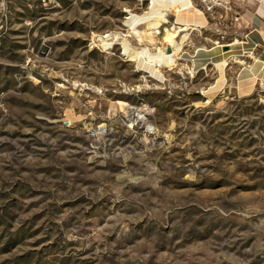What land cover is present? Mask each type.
<instances>
[{"label": "rangeland", "instance_id": "rangeland-1", "mask_svg": "<svg viewBox=\"0 0 264 264\" xmlns=\"http://www.w3.org/2000/svg\"><path fill=\"white\" fill-rule=\"evenodd\" d=\"M260 13L0 0V264H264V77L225 51Z\"/></svg>", "mask_w": 264, "mask_h": 264}, {"label": "crops", "instance_id": "crops-1", "mask_svg": "<svg viewBox=\"0 0 264 264\" xmlns=\"http://www.w3.org/2000/svg\"><path fill=\"white\" fill-rule=\"evenodd\" d=\"M185 13H186V11H185ZM261 16H264V15L261 14ZM186 21H185V23H186ZM258 23H264V18H261ZM240 39L243 41H241V40L237 41L236 40L235 43H233V41H231L232 44L230 42V46H231L230 49L225 50V51H227L226 52L227 58L229 60V57L234 55L235 61L238 62V65H239V69L237 72L238 84L240 81V77L245 78L244 75L247 73L246 72L247 68L249 69V67L251 65H256V66L258 65L257 66V67H259L258 74L256 76L255 81L253 82L254 85H256V83L260 79H263V77H264V51L263 52L258 51L259 46H264V30L261 27H254L247 32V35L245 36V38H240ZM220 50L223 51L224 49H220ZM247 56L253 58V60H250L251 61L250 64L246 65L244 63V61H245V59H247ZM223 59L225 60L226 58H220L218 60H215V62H218V61L223 60ZM209 61H207V63ZM229 64H230V62L228 63V65ZM227 81H228V79H227ZM253 83H252V85H253ZM242 85H244V81H243ZM241 87L242 86H240V88Z\"/></svg>", "mask_w": 264, "mask_h": 264}, {"label": "bare ground", "instance_id": "bare-ground-1", "mask_svg": "<svg viewBox=\"0 0 264 264\" xmlns=\"http://www.w3.org/2000/svg\"><path fill=\"white\" fill-rule=\"evenodd\" d=\"M181 10H183V11H186V13H195V14H199V13H202L199 9H196V8H192V7H190V6H187V7H185V8H182ZM199 15H201V14H199ZM197 16L198 18H202L201 16ZM190 17H191V14H190ZM195 18L196 19V21H197V23L198 24H200V23H204V22H200V20H202V19H198V18ZM199 21H198V20ZM195 21H193L192 19L191 20H189V18H188V20L186 21V23H185V27H186V29L190 26V25H196V26H198V24H197ZM195 27V26H194ZM108 37V36H107ZM186 37H187V34H186ZM237 41H239V39H237ZM130 44V43H129ZM131 46V45H130ZM222 45H220V47H221ZM134 49V48H133ZM204 49V48H203ZM207 49H205V50H202V51H204V52H208L207 54H209L210 53V55L212 54L211 52H209V51H206ZM199 51H201V49L199 50ZM128 52L130 53V47L128 48ZM213 52V51H212ZM132 53V52H131ZM137 54L138 56H145V55H150V50L148 49V50H144L143 48H140V49H138V50H136L135 52H133L132 54ZM131 54V55H132ZM175 54H176V49L173 47V51H168V50H164V54L163 55H160V56H157V55H153L152 56V58H153V61L154 62H157V63H160V64H163V63H168V64H170L171 63V61H170V59H172V58H174V56H175ZM212 56V55H211ZM218 59H220V58H216V59H213L214 61L215 60H218ZM199 62V61H198Z\"/></svg>", "mask_w": 264, "mask_h": 264}, {"label": "water", "instance_id": "water-1", "mask_svg": "<svg viewBox=\"0 0 264 264\" xmlns=\"http://www.w3.org/2000/svg\"><path fill=\"white\" fill-rule=\"evenodd\" d=\"M225 46H226L225 48H227L228 45H225ZM168 51H171V47H168Z\"/></svg>", "mask_w": 264, "mask_h": 264}]
</instances>
